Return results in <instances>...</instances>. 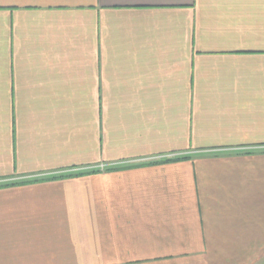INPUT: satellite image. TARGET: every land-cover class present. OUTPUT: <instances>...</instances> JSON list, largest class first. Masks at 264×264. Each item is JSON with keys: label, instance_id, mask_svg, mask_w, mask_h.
Returning a JSON list of instances; mask_svg holds the SVG:
<instances>
[{"label": "crops", "instance_id": "1", "mask_svg": "<svg viewBox=\"0 0 264 264\" xmlns=\"http://www.w3.org/2000/svg\"><path fill=\"white\" fill-rule=\"evenodd\" d=\"M0 264H264V0H0Z\"/></svg>", "mask_w": 264, "mask_h": 264}]
</instances>
